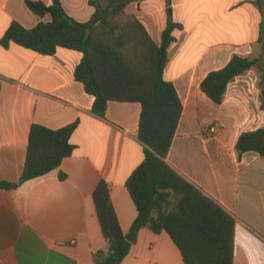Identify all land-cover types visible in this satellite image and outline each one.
<instances>
[{"label": "crops", "instance_id": "0c3cea01", "mask_svg": "<svg viewBox=\"0 0 264 264\" xmlns=\"http://www.w3.org/2000/svg\"><path fill=\"white\" fill-rule=\"evenodd\" d=\"M25 1L0 0V182L21 178L32 124L79 125L71 137L75 150L59 168L15 189L0 188V264H95L93 254L107 245L93 201L100 181L109 186L125 237L134 229L138 211L126 182L144 160L142 106L110 101L99 118L92 112L95 97L74 76L82 53L59 48L45 56L16 44L3 47L12 22L31 29L51 20ZM90 1L63 0V6L86 23L95 11ZM255 1L144 0L126 9L156 44L170 19L183 26L174 31L165 69L183 105L166 161L235 217L234 264H264V157L246 152L239 159L236 151L242 133L264 128V100L254 70L228 85L221 104L201 83L235 54L260 55L264 0L262 12ZM214 124L219 130L211 136ZM130 244L121 264H185L166 231L140 229Z\"/></svg>", "mask_w": 264, "mask_h": 264}, {"label": "trees", "instance_id": "16d2710c", "mask_svg": "<svg viewBox=\"0 0 264 264\" xmlns=\"http://www.w3.org/2000/svg\"><path fill=\"white\" fill-rule=\"evenodd\" d=\"M51 1L47 5L26 0L31 12L42 18L49 15L51 20L31 29L12 22L1 38L2 46L16 44L45 56L54 55L59 48L82 53L74 76L95 97L92 112L99 118H105L110 101L139 102L142 112L138 138L144 145V160L126 182L138 211L133 228L166 231L185 264H234L235 217L166 161L183 105L174 84L166 80L165 69L169 48L176 41L174 31L183 26L170 19L161 43L156 44L136 17L122 24L112 22L125 14L131 3L144 0H91L95 11L86 23L68 14L63 0ZM254 4L262 12L263 0ZM259 44L258 57L235 54L225 67L208 73L201 83L203 93L221 104L228 85L251 70L259 76V88L264 89V38L259 39ZM78 125L77 120L53 130L32 124L21 178L17 182H0V188L15 189L59 168L75 150L71 137ZM236 151L239 159L246 152L264 157V128L242 133ZM93 201L107 241L104 249L93 254L94 263L121 264L131 244L123 233L104 180L96 186Z\"/></svg>", "mask_w": 264, "mask_h": 264}, {"label": "water", "instance_id": "95a60500", "mask_svg": "<svg viewBox=\"0 0 264 264\" xmlns=\"http://www.w3.org/2000/svg\"><path fill=\"white\" fill-rule=\"evenodd\" d=\"M261 96L264 100V89L261 90ZM138 229L134 228L129 235L126 236V239L129 243H135V238L137 234Z\"/></svg>", "mask_w": 264, "mask_h": 264}, {"label": "rangeland", "instance_id": "374dc122", "mask_svg": "<svg viewBox=\"0 0 264 264\" xmlns=\"http://www.w3.org/2000/svg\"><path fill=\"white\" fill-rule=\"evenodd\" d=\"M131 17H133V16H131V15L125 13L124 15H121V16H118V17L112 19V22L115 23V24H122V23H124L125 21H127L128 19H130ZM256 74H257V73H256ZM257 76H258V75H257ZM258 79H259V76H258Z\"/></svg>", "mask_w": 264, "mask_h": 264}, {"label": "built area", "instance_id": "2783aa9c", "mask_svg": "<svg viewBox=\"0 0 264 264\" xmlns=\"http://www.w3.org/2000/svg\"><path fill=\"white\" fill-rule=\"evenodd\" d=\"M218 130H219L218 125L214 124V125H212V126L209 128V133H210V135L212 136V135H215V134L218 132Z\"/></svg>", "mask_w": 264, "mask_h": 264}]
</instances>
